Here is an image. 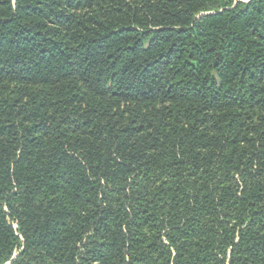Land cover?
Here are the masks:
<instances>
[{
  "label": "trees",
  "instance_id": "16d2710c",
  "mask_svg": "<svg viewBox=\"0 0 264 264\" xmlns=\"http://www.w3.org/2000/svg\"><path fill=\"white\" fill-rule=\"evenodd\" d=\"M0 264H264V0H0Z\"/></svg>",
  "mask_w": 264,
  "mask_h": 264
},
{
  "label": "water",
  "instance_id": "95a60500",
  "mask_svg": "<svg viewBox=\"0 0 264 264\" xmlns=\"http://www.w3.org/2000/svg\"><path fill=\"white\" fill-rule=\"evenodd\" d=\"M14 257V256H13Z\"/></svg>",
  "mask_w": 264,
  "mask_h": 264
}]
</instances>
